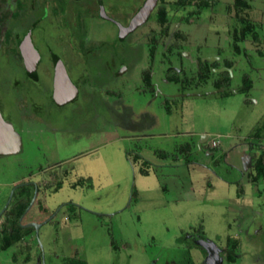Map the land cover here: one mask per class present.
<instances>
[{"label": "rangeland", "instance_id": "rangeland-1", "mask_svg": "<svg viewBox=\"0 0 264 264\" xmlns=\"http://www.w3.org/2000/svg\"><path fill=\"white\" fill-rule=\"evenodd\" d=\"M142 1L105 4L125 23ZM233 1L198 8L167 0L159 6L169 22L154 19L124 40L97 13L89 19L88 0L67 3V9L60 2L59 15L44 18L41 10L12 20V36L39 21L33 39L42 62L32 79L14 58L13 45L0 42V110L22 142L18 154L0 156V212L14 185L32 179L40 189L24 224L53 218L5 248L3 215L0 264H206L198 262L206 254L200 237L234 255L233 262L225 256L224 264H264V221L257 216L248 229L251 214L264 207L242 215L232 200L241 188L248 190L251 176L237 148L251 144L263 153L264 0H247L260 39L248 33L239 54L228 13ZM78 29L88 32L92 45L87 59L69 52H78ZM52 52L79 88L65 104L53 94ZM200 68L206 81L198 76ZM223 71L231 78L218 87ZM245 76L252 87L242 93ZM150 78L155 92L147 89ZM203 135L220 146L209 148ZM148 168L156 175L145 177L141 170ZM17 189L33 192L32 186ZM63 204L57 216L51 214Z\"/></svg>", "mask_w": 264, "mask_h": 264}, {"label": "flooded vegetation", "instance_id": "flooded-vegetation-1", "mask_svg": "<svg viewBox=\"0 0 264 264\" xmlns=\"http://www.w3.org/2000/svg\"><path fill=\"white\" fill-rule=\"evenodd\" d=\"M80 1H83V0H0V42L3 43H8L9 45H13L14 49H15V53L13 54L14 55V58H16L17 60H19L21 63H22V66L25 68V70L27 71V73L29 74V76L32 78V79H36L38 77V74H37V70H38V67L39 65L41 64L42 62V55L39 51V49L36 47L35 43H34V39H33V31L35 29V26H37L38 22L39 21H35L33 23V25L28 28L27 31H25L24 33L22 32L21 34L20 33H16L15 35L12 36V34L10 33L11 32V29H10V24L12 22V20L14 18H16L18 21L22 20L24 18V16L28 13H38L40 12L41 10L43 11V15H44V18L45 16L48 14V12H52V13H56V14H61L60 11H62V8L63 6L60 4V2L66 7V9L68 8L67 6H69L70 2H80ZM88 4L86 5V12L89 14L90 18L89 19H92L94 16H96L95 14L97 13L98 17L106 20V21H109L111 23H113L114 25H116V27L120 29V25H122L123 27H128L130 24H131V21L132 19L134 18L135 14L133 16H131L125 23H122L121 21L117 20V19H114L108 12H107V8H106V4H105V0H88ZM146 0H144V2L142 3V6L144 5ZM50 3L53 4L50 5ZM55 3H58L55 5ZM69 3V4H67ZM159 6V0L154 8V10L152 11V13L149 15V17L147 18V20L139 25L138 27H136L135 29H133L132 31L130 32H127L125 30H121V39L124 40V39H127L130 35H132L133 33H135L136 31H138L141 27L145 26L146 24H148L150 21L154 20V19H151V17L153 16V14L155 13L156 11V8ZM101 7H103L104 11H105V14L108 18H105L104 16H102V12H101ZM140 7V8H141ZM138 13V12H137ZM136 13V14H137ZM74 14H77V13H74ZM57 16V15H56ZM80 16V14L76 15V19H77V26H82L79 22L80 20H78V17ZM42 19V18H41ZM43 20V19H42ZM81 28V27H80ZM13 30V29H12ZM84 30V29H82ZM22 31V30H21ZM78 34L76 36V40L74 39V41H76V45L78 46V52L76 53V51L73 50H69V52L72 53V56L71 57H76L77 59L80 58V57H84V58H88L91 56L92 54V45H87V42H88V32L85 33L86 31L84 30L83 32H81L80 29L77 30ZM122 33L124 35H122ZM74 53V54H73ZM76 55V56H74ZM60 59L63 64L65 65V68H66V71L68 73V76L71 80V77L69 75V72H68V68H67V65L66 63L64 62V60L62 59V57H60L59 55H57L56 53L52 52L51 55H50V60L52 62V72H53V91H54V82H55V60L56 59ZM207 60H204V62H206ZM200 70V69H199ZM225 72V71H223ZM222 72V73H223ZM223 78V77H222ZM150 83L147 87L148 90H151L153 92H155V82L153 81L152 78H150ZM219 79L221 80V77H219ZM223 80V79H222ZM71 82L73 83V81L71 80ZM75 85V87L77 88V93L74 97H72L71 99H64V100H56L58 103L60 104H65L69 101H72V100H75L77 95L79 94V88L78 86H76L75 83H73ZM54 94V92H53ZM1 112V110H0ZM1 115L3 117V114L1 112ZM4 118V117H3ZM5 120V118H4ZM6 121V120H5ZM7 122V121H6ZM10 123V122H8ZM12 124V123H10ZM13 125V124H12ZM15 131L17 133H19V131L16 129V127L13 125ZM20 134V133H19ZM21 137V135H20ZM208 138V137H207ZM209 140V138H208ZM210 141V140H209ZM208 142V141H207ZM22 143V142H21ZM219 145V144H218ZM21 148H22V144H21V147H20V150L16 153H13V154H0V156L2 155H14V154H18L20 151H21ZM253 161H254V157H253ZM252 169H253V165L252 167L248 170L251 174H252ZM247 171V172H248ZM252 177V176H251ZM76 184V183H75ZM74 184V186H75ZM18 186L17 188L19 187H30L32 186L33 188V192H32V198L30 200V203L35 195V191L37 190V195H38V192H39V189H40V185L39 183L36 181V180H24L23 182H20L18 184H15L14 187ZM14 189V188H13ZM18 190V189H17ZM16 192V190L14 191V193ZM14 193H13V196H14ZM12 200H13V197H12ZM11 200V202H12ZM36 200H37V197H36ZM10 202V204H11ZM36 202V201H35ZM29 203V205H30ZM9 204V206H10ZM35 204V203H34ZM71 204V203H69ZM28 205V206H29ZM65 205L67 204H63L61 207L59 208H56L51 214H55V216H57L65 207ZM8 206V207H9ZM28 208V207H27ZM26 208V209H27ZM8 209V208H7ZM32 209V208H31ZM30 209V210H31ZM29 210V211H30ZM26 211V210H25ZM56 211V212H55ZM25 213V212H24ZM23 213V214H24ZM28 213H26L27 215ZM5 215V212L4 214ZM2 215V216H3ZM25 215V216H26ZM1 216V217H2ZM25 216L20 224V219H19V224L22 226V225H26V224H29V223H37V222H33V221H28L26 222V224H24V220H25ZM53 218V217H52ZM52 218H46L44 220H42L41 222H39L38 224H40L41 226L44 224V223H47L49 221L52 220ZM1 219V218H0ZM40 226V228H41ZM24 228V227H23ZM30 228H33L35 231H37L34 227H30ZM40 228L38 229V231L40 230ZM31 233H29L30 235ZM27 235V236H29ZM26 236V237H27ZM202 238V237H200ZM199 238V239H200ZM197 239V243H199L200 240L202 239ZM199 240V241H198ZM203 240H209L211 242H213L212 240H210L209 238H203ZM214 243V242H213ZM220 250H221V258H222V264H224V258L225 256L227 257V253H228V250L227 248L225 247H221V246H218L216 243H214ZM199 245V244H198ZM199 247H201L204 251H205V256H203L201 262L203 261V263L206 262V259L208 257V253L207 251L201 246L199 245ZM207 264V263H206Z\"/></svg>", "mask_w": 264, "mask_h": 264}, {"label": "trees", "instance_id": "trees-1", "mask_svg": "<svg viewBox=\"0 0 264 264\" xmlns=\"http://www.w3.org/2000/svg\"><path fill=\"white\" fill-rule=\"evenodd\" d=\"M167 0H159V5L166 3ZM144 0L142 1V3ZM146 2V1H145ZM213 0H174V3L179 6H196L198 8L201 7H208L212 5ZM141 5L135 9L131 16L136 13L142 8ZM141 7V8H140ZM252 7L247 0H234L232 4L228 6V13L230 15L231 20L234 24V47L236 52L239 54L241 53V48L239 46V42H242L246 39L248 33H252L254 39L257 41L260 38L259 35V27L252 23L251 17ZM151 19H156L161 25L166 24L169 22L168 13L166 8L161 5L158 7L157 12L153 14ZM122 35H124L122 33ZM208 65V61L204 62L203 65ZM213 65H216L215 63ZM225 73V74H224ZM222 75L223 80L218 79L216 84L218 87L226 85L230 81V73L225 71ZM199 78L206 81L207 72L205 69L200 68L199 70ZM172 81L181 82L179 77H173ZM252 87V80L250 77L245 76L243 84L241 86L242 93L248 92ZM264 147V145H261ZM253 170L255 172L250 174L252 176V181L260 180L264 178V153L260 154L258 157L254 158L253 161ZM142 174L147 175L148 173L144 170H141ZM23 186L22 188H24ZM17 198L14 203L11 202L8 209L5 211L6 221L3 226V247L8 248L13 246L14 244L22 241L29 235L28 228H23L19 224V219L25 212L26 208L28 207L30 200L32 198V194L30 192L26 194V191L19 192L18 194L15 192L13 198ZM233 247L236 248V244H233ZM227 260L228 262H233L234 255L231 252L227 253ZM67 264H87L86 261L82 259H70L68 260Z\"/></svg>", "mask_w": 264, "mask_h": 264}, {"label": "water", "instance_id": "water-1", "mask_svg": "<svg viewBox=\"0 0 264 264\" xmlns=\"http://www.w3.org/2000/svg\"><path fill=\"white\" fill-rule=\"evenodd\" d=\"M158 0H146L143 7L138 11V13L134 16L131 21V24L128 27H123L119 24L121 30H125L127 32L132 31L139 25L143 24L149 15L154 10ZM102 16L108 18L105 14L103 7H101ZM70 89V90H69ZM77 93V88L71 82L68 73L66 71L65 65L63 62L58 58L55 60V82H54V97L56 100H64V99H71ZM21 147V137L20 134L17 133L12 124L6 122L1 115L0 112V154H13L20 150ZM242 164L244 171H248L253 165V156L250 154H246L242 158ZM18 186L14 187L12 194L10 196L9 201L5 205L4 209L0 212V218L7 210L14 191L17 189ZM37 197V190L35 191V195L26 209L25 213L22 215L20 219V224L29 210L32 208L36 201ZM40 224L38 223H29L26 225H22L24 228L34 227L37 232L40 228ZM199 245H201L208 253V257L206 259L207 264H222L221 258V250L211 241L209 240H200Z\"/></svg>", "mask_w": 264, "mask_h": 264}, {"label": "crops", "instance_id": "crops-1", "mask_svg": "<svg viewBox=\"0 0 264 264\" xmlns=\"http://www.w3.org/2000/svg\"><path fill=\"white\" fill-rule=\"evenodd\" d=\"M167 112L169 113V114H171L170 113V109H168L167 110ZM208 136H206V135H203V137H202V141L203 142H205V141H208V138H207ZM210 142V141H209ZM220 146V143H219V145L217 146V147H219ZM217 147H212L211 145H210V143H209V148H217ZM254 145H251V144H245V145H240L237 149H238V152L242 155V158H243V156H245L246 154H250L251 156H253L254 158H256V157H258L260 154H258L255 150H254ZM262 152L264 153V147H262ZM144 165V164H143ZM154 170V169H153ZM145 172H147L148 173V175H145V177L147 176H149L150 177V174H152V175H156V172L155 171H152V169H150V168H148V170H144ZM251 174V173H250ZM142 176H144V175H142ZM156 177V176H155ZM248 190L246 191V190H244V188H241L238 192H237V194H236V198L235 199H232L234 202H235V204L237 205V207L239 208V213L240 214H244L245 213V211L246 210H251V211H253L254 209H253V207L255 206H259V205H261V206H259V207H264V199H262V198H264V178H261L260 180H257V181H252V177L251 176H249V180H248ZM218 205H222V203H218ZM259 210V209H258ZM254 212V211H253ZM259 213V214H258ZM252 216H251V218H250V220H249V227H248V229L250 230V228H251V226H252V224H253V222H254V224H256V220H257V216L258 217H261L262 218V220L264 221V210L262 209L261 211H257V213H253V214H251ZM243 218H241V219H239V228H240V232H242V228H243V226H244V216H242ZM256 219V220H255ZM241 220V221H240ZM247 220H248V218H247ZM240 222H242V223H240ZM235 236L237 237V236H239V234H235ZM236 237H234V239L235 240H237L238 238H236ZM238 241V240H237ZM239 243V242H238ZM200 255V252H198V254H197V256H199ZM200 258H199V261L198 262H200L201 260H202V258H203V256H199ZM194 262L195 263H197L196 262V260H194Z\"/></svg>", "mask_w": 264, "mask_h": 264}, {"label": "built area", "instance_id": "built-area-1", "mask_svg": "<svg viewBox=\"0 0 264 264\" xmlns=\"http://www.w3.org/2000/svg\"><path fill=\"white\" fill-rule=\"evenodd\" d=\"M209 143H210V145H211L212 147H217L218 144H219V141L216 140V139H212V140H210Z\"/></svg>", "mask_w": 264, "mask_h": 264}, {"label": "bare ground", "instance_id": "bare-ground-1", "mask_svg": "<svg viewBox=\"0 0 264 264\" xmlns=\"http://www.w3.org/2000/svg\"><path fill=\"white\" fill-rule=\"evenodd\" d=\"M70 90V89H69Z\"/></svg>", "mask_w": 264, "mask_h": 264}]
</instances>
